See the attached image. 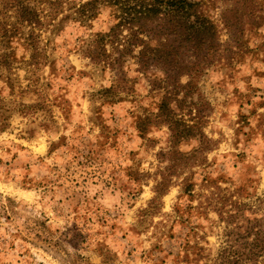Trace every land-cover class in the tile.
Instances as JSON below:
<instances>
[{"label": "rangeland", "instance_id": "1", "mask_svg": "<svg viewBox=\"0 0 264 264\" xmlns=\"http://www.w3.org/2000/svg\"><path fill=\"white\" fill-rule=\"evenodd\" d=\"M84 1L62 0L58 13L44 0H0V264H175L202 237L213 253L224 199L236 186L242 201L264 193V26L170 103L194 137L176 141L158 123L142 138L136 119L156 114L161 73L126 57L123 91L105 92L112 71L85 51L117 12L59 21Z\"/></svg>", "mask_w": 264, "mask_h": 264}, {"label": "trees", "instance_id": "2", "mask_svg": "<svg viewBox=\"0 0 264 264\" xmlns=\"http://www.w3.org/2000/svg\"><path fill=\"white\" fill-rule=\"evenodd\" d=\"M54 12L62 0H44ZM220 3L217 7L215 4ZM264 0H86L73 3L69 14L80 23L93 18L99 7L116 8L115 21L107 31L95 32L85 55L94 64L112 71L113 85L105 92L123 91L124 58L134 59L135 70L145 73L156 68L161 73L162 90L157 112L136 119V128L145 138L148 126L165 124L176 141L195 136L194 126L176 119L169 107L178 94L185 97L195 79L214 62H229L245 43V31L264 26ZM218 8L217 18L210 15ZM46 14L51 17L53 11ZM23 20L33 22L35 11L29 5L18 7ZM56 15V14H54ZM54 17H51L53 19ZM226 39L220 38V31ZM125 32L122 34V32ZM109 46V51L106 48ZM187 80L181 82V77ZM123 86V87H121ZM182 101V100H181ZM147 140V139H146ZM189 186V185H188ZM164 180L153 186L154 196L163 195ZM240 186L217 209L221 226L218 246L213 253L208 241L184 242L173 256L175 264H264V193L253 201H242ZM237 196L231 199L232 196ZM10 200V199H8ZM228 208H225L226 203Z\"/></svg>", "mask_w": 264, "mask_h": 264}]
</instances>
